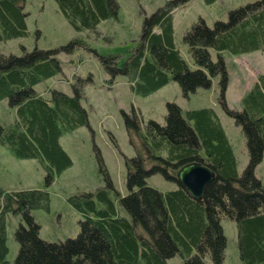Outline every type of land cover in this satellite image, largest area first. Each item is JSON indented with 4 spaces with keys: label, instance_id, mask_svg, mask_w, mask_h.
Returning <instances> with one entry per match:
<instances>
[{
    "label": "trees",
    "instance_id": "trees-1",
    "mask_svg": "<svg viewBox=\"0 0 264 264\" xmlns=\"http://www.w3.org/2000/svg\"><path fill=\"white\" fill-rule=\"evenodd\" d=\"M187 1L166 0L144 15L139 43L121 66L116 55H97L111 77L125 75L131 90L140 95L171 78L187 96L197 87H210L211 78L218 77L217 101L244 135L248 159L242 171L238 172L231 143L211 107L182 113L177 104L166 102L164 123L152 118L140 123L133 111L124 113L134 151L124 157L128 193L120 195L107 178L105 187L69 196V204L83 216L77 235L45 240L39 236L40 224L31 211L48 210L46 187L71 164L60 136L88 121L81 104L82 80L71 84L72 93L50 87L42 94L38 85L61 71L57 54L73 52L81 40L73 38L46 49L21 46L19 55L0 51V99H7L15 111L11 123H0V144L6 143L18 157L38 158L46 170V187L16 191L0 187V264H168L175 254L181 256L182 264H205L206 256L212 264H225L222 218L236 223L242 264H264V183L254 174L264 154V76L259 74L243 92L240 109L230 108L224 94L227 72L222 57L223 51L234 55L264 51V0L231 8L225 20L216 19L211 26L199 19L186 29L182 41L194 68L173 41L172 11ZM55 2L76 31H95L101 20L118 12L116 0ZM23 8V0H0V41L27 34ZM94 148L98 164L103 166L99 150ZM189 162H200L214 173L200 199L192 197L176 179L177 170ZM153 173H161L177 187L162 192L149 186L146 177ZM10 213L22 221L13 233L18 249L12 263L6 258V216Z\"/></svg>",
    "mask_w": 264,
    "mask_h": 264
},
{
    "label": "rangeland",
    "instance_id": "rangeland-1",
    "mask_svg": "<svg viewBox=\"0 0 264 264\" xmlns=\"http://www.w3.org/2000/svg\"><path fill=\"white\" fill-rule=\"evenodd\" d=\"M27 34L21 37L0 41L3 53L21 54L26 50L54 48L64 45L73 38L81 40V46L73 52H59L61 71L49 80L38 85L42 94L48 88L56 87L72 93L71 84L81 80V104L87 113V125L59 138L60 145L68 154L71 164L66 167L46 187L45 165L38 158L16 156L6 143L0 144V187L7 191L46 187L49 193V207L33 209L31 214L40 224L39 236L48 241L64 240L74 237L79 230L82 214L69 204L71 195L94 192L105 187L107 178L120 195L128 193L125 183V159L134 154L125 127L124 113L133 111L140 123L155 119L165 122L166 102L177 104L182 113L188 109L211 107L217 113L231 143L241 172L247 162L244 135L239 126L224 113L217 101L218 77L211 78V86L197 87L184 96L179 84L169 78L168 82L147 95L135 93L125 75L114 77L104 69L98 55H116L121 66L127 55L138 45L144 15H149L166 0H116L118 12L115 16L101 20L95 31L82 29L76 31L58 9L55 0H23ZM252 0H188L173 11V41L182 58L192 68L195 67L182 41L183 33L194 22L203 19L211 26L216 19L225 20L228 10ZM38 31V34H37ZM94 50V51H93ZM212 59L216 53L210 49ZM98 54V55H97ZM227 82L225 100L230 108L240 109V98L259 74L264 76V51L257 50L242 54L222 52ZM69 81V82H68ZM15 111L7 99H0V123L8 125L13 121ZM102 158L98 164L95 148ZM254 174L264 183V154L256 165ZM149 186L162 192L174 189L177 183L166 179L161 173L146 177ZM112 197L114 192L110 191ZM97 206H102L97 200ZM22 222L18 215L6 216L7 260L12 263L18 244L13 237L17 225ZM221 226L226 237L224 251L225 264H242L238 253L237 226L235 221L222 218ZM168 264H182V258L175 254L167 260ZM205 264H212L208 256Z\"/></svg>",
    "mask_w": 264,
    "mask_h": 264
},
{
    "label": "water",
    "instance_id": "water-1",
    "mask_svg": "<svg viewBox=\"0 0 264 264\" xmlns=\"http://www.w3.org/2000/svg\"><path fill=\"white\" fill-rule=\"evenodd\" d=\"M213 177V171L200 162H189L176 172L178 184L196 199L202 197L205 184Z\"/></svg>",
    "mask_w": 264,
    "mask_h": 264
}]
</instances>
